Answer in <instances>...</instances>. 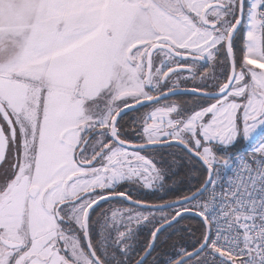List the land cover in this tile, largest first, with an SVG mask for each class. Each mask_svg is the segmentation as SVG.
I'll return each mask as SVG.
<instances>
[{"label": "snow or ice", "instance_id": "6c2138e0", "mask_svg": "<svg viewBox=\"0 0 264 264\" xmlns=\"http://www.w3.org/2000/svg\"><path fill=\"white\" fill-rule=\"evenodd\" d=\"M261 126L264 0H0V264H264Z\"/></svg>", "mask_w": 264, "mask_h": 264}, {"label": "trees", "instance_id": "16d2710c", "mask_svg": "<svg viewBox=\"0 0 264 264\" xmlns=\"http://www.w3.org/2000/svg\"><path fill=\"white\" fill-rule=\"evenodd\" d=\"M181 101H192V96H180L176 98H172V100H180ZM136 113H133V115ZM127 119V118H126ZM251 150V149H250ZM177 153L174 158L176 163L174 166H171L170 175L166 177V181L168 184V189L165 192H146L143 194L144 198L150 202L156 203L164 199H171L176 195L185 193L189 188H192L194 185H199L206 178V170L199 162L189 163L184 157L183 153L180 152L179 149H174ZM248 150L243 151L239 154H245ZM218 153L224 154L226 158H228V152L224 153V151L220 150ZM195 173V174H194ZM199 220L193 217H188L181 222L178 226L181 229H191L195 231L199 228ZM184 235L183 232L179 234H166L165 239L168 240V245L163 246L161 251H171L169 247L174 241L183 242L180 240V237ZM170 236V239H169ZM143 238V237H141Z\"/></svg>", "mask_w": 264, "mask_h": 264}, {"label": "rangeland", "instance_id": "374dc122", "mask_svg": "<svg viewBox=\"0 0 264 264\" xmlns=\"http://www.w3.org/2000/svg\"><path fill=\"white\" fill-rule=\"evenodd\" d=\"M145 110V109H144ZM148 110V109H147ZM260 143H264V126L258 128L251 138L239 137L237 141L227 149L229 160L233 161L241 152L253 149ZM225 151L223 148H217L216 151Z\"/></svg>", "mask_w": 264, "mask_h": 264}, {"label": "built area", "instance_id": "2783aa9c", "mask_svg": "<svg viewBox=\"0 0 264 264\" xmlns=\"http://www.w3.org/2000/svg\"><path fill=\"white\" fill-rule=\"evenodd\" d=\"M258 155V154H257ZM251 156H252V149L248 150L247 153L237 156L233 161L230 160V166L227 168L221 169V183L226 185V181L228 178L233 177V172L236 168V165L241 160H247L249 163H251Z\"/></svg>", "mask_w": 264, "mask_h": 264}, {"label": "flooded vegetation", "instance_id": "af4514ba", "mask_svg": "<svg viewBox=\"0 0 264 264\" xmlns=\"http://www.w3.org/2000/svg\"><path fill=\"white\" fill-rule=\"evenodd\" d=\"M189 87L191 86V85H188ZM182 87H183V85H182ZM181 96H189V95H181ZM177 97H180V96H177ZM173 98H176V97H173ZM172 99V98H171ZM179 101H181V99L179 100ZM142 111H144V112H147L148 110H147V108L144 110H142ZM134 115H136V114H134Z\"/></svg>", "mask_w": 264, "mask_h": 264}, {"label": "water", "instance_id": "95a60500", "mask_svg": "<svg viewBox=\"0 0 264 264\" xmlns=\"http://www.w3.org/2000/svg\"><path fill=\"white\" fill-rule=\"evenodd\" d=\"M179 96H181V95H179ZM175 97H177V96H175ZM171 98H173V97H171ZM191 217V216H190ZM193 218H196V217H193ZM196 219H198V218H196ZM199 220V219H198Z\"/></svg>", "mask_w": 264, "mask_h": 264}]
</instances>
